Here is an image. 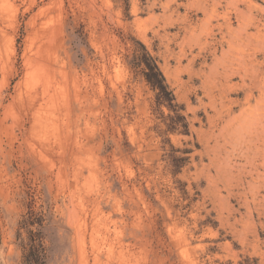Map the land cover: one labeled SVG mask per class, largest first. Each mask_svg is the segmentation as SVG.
<instances>
[{"label":"rangeland","instance_id":"obj_1","mask_svg":"<svg viewBox=\"0 0 264 264\" xmlns=\"http://www.w3.org/2000/svg\"><path fill=\"white\" fill-rule=\"evenodd\" d=\"M32 235L46 264H264V0H0V264Z\"/></svg>","mask_w":264,"mask_h":264},{"label":"trees","instance_id":"obj_2","mask_svg":"<svg viewBox=\"0 0 264 264\" xmlns=\"http://www.w3.org/2000/svg\"><path fill=\"white\" fill-rule=\"evenodd\" d=\"M140 46L142 53L133 56V64L135 67H141V75L152 91L155 92L157 104L165 105L167 109L177 115L176 113L178 110L177 105L174 104V94L172 90H170L157 60L150 56L144 46ZM183 128L184 132H187V125H183ZM24 225H27L26 221ZM24 246V251L26 253L23 254L22 264H46V253L41 236L32 235Z\"/></svg>","mask_w":264,"mask_h":264},{"label":"bare ground","instance_id":"obj_3","mask_svg":"<svg viewBox=\"0 0 264 264\" xmlns=\"http://www.w3.org/2000/svg\"><path fill=\"white\" fill-rule=\"evenodd\" d=\"M25 59V58H24ZM36 63V62H35ZM26 67V66H25ZM31 69V68H30ZM35 69V68H34ZM35 71V70H34ZM33 71V72H34ZM33 72H31V73H33ZM27 75H30V72L27 74ZM32 76V75H31ZM27 79V78H26ZM27 81V80H26ZM68 94V93H67ZM92 175V174H91Z\"/></svg>","mask_w":264,"mask_h":264}]
</instances>
